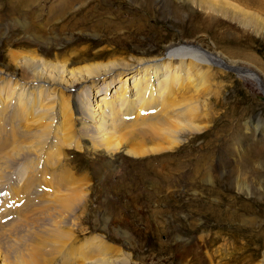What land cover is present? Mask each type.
<instances>
[{
    "label": "rangeland",
    "instance_id": "374dc122",
    "mask_svg": "<svg viewBox=\"0 0 264 264\" xmlns=\"http://www.w3.org/2000/svg\"><path fill=\"white\" fill-rule=\"evenodd\" d=\"M179 4L0 0V71L16 81L30 75L17 67L13 55L67 64L72 70L113 61L135 64L161 57L178 44L206 50L246 71L238 73L222 62L204 68L197 128L181 134L170 149L140 156L131 154L138 150L132 149L137 138L115 144L108 153L77 126L83 105L117 88V79L105 87L103 77L92 89L80 83L71 92L59 90L55 99L44 101L55 112L44 151L4 167V153L22 129L17 120L22 109L13 102L3 109L10 87L5 82L0 97V255L13 258L23 251V256L34 247L40 264H66L69 257L85 263L104 258L123 264H264V157L257 153L264 148V134L258 132L264 123V89L257 80L264 82V28L260 34L230 18L211 20L191 2L177 12ZM262 10L258 13L264 17ZM186 86L181 75L176 97L166 103L183 102ZM136 119L142 118L130 121ZM150 121L152 114H147L138 127ZM59 125L69 129L70 137H55ZM153 146L158 148H141ZM77 189L82 199L75 208L49 219L57 207L53 202ZM41 212L46 213L43 221ZM17 223L20 232L14 230ZM55 230L65 232V242L48 247L44 239H54Z\"/></svg>",
    "mask_w": 264,
    "mask_h": 264
},
{
    "label": "bare ground",
    "instance_id": "6f19581e",
    "mask_svg": "<svg viewBox=\"0 0 264 264\" xmlns=\"http://www.w3.org/2000/svg\"><path fill=\"white\" fill-rule=\"evenodd\" d=\"M235 1L242 5L236 7L225 0H177L181 4L174 8L179 12L183 8H187L188 2H191L193 6H196V9L205 12L211 20L215 19L216 16L230 18L240 22L244 28L256 29L255 32L261 34L264 28V17L258 12L263 11L264 0ZM170 4L173 5L172 2ZM247 8L255 9L258 12L257 14L255 11L254 13L253 11L249 12L245 10ZM166 51L161 57L137 60L135 64L113 61L106 64H91L72 70L68 69L69 65L67 64H52L30 57H20V59L18 56L13 55L11 58L15 60L17 67L22 68L24 74L28 72L30 77L22 81H16V78H13L12 75L0 71V97L4 87L3 84L5 82L10 84L3 109L4 111L7 110L11 102L18 107V111L22 109L21 115L19 113L16 117L23 129L22 131L18 127L21 131L16 133L15 144L11 143L12 147L7 148L4 153V167L18 161L21 157H27L32 153L39 154L44 151L47 139L52 133V128H54L51 123L54 121L53 115H55L54 107L47 106L45 100L55 99L53 93L57 94L59 90L71 92L74 86L80 83L91 84L88 88L92 89L93 83L103 77H105L103 87L110 84L109 80L117 79L120 84L117 88L113 86L110 89L111 91L106 90L104 95L99 97L97 103L90 101L83 105V111L77 118V126L81 134L94 138L97 141L94 143L98 145L97 148L100 147L108 153L114 150L115 144H125L124 142L128 139L137 138L132 143L135 144L132 149H138L131 151L134 156L164 151L177 145L181 134L192 132L197 128L194 119L199 113L197 99L202 96L201 89H203L202 85L205 84L204 80L206 79L207 72L204 68L222 62L225 68L238 73L246 71L230 67L218 56L216 57L215 54L206 50L203 51L198 47L179 46L178 44L168 46ZM177 66L180 68H177ZM181 75L184 78V83L187 84V95L181 97L183 102L179 104H168L166 103L168 98L177 95L176 85L180 81ZM249 75L252 74L249 73ZM122 76L124 78H120ZM257 80L260 81V87L264 89V82L261 78L258 77ZM49 89L50 91H48ZM52 102L54 103V101ZM166 108H170V111L163 116L160 111ZM2 111L0 110L1 113ZM59 111L62 110L59 109ZM147 114H152V121L139 128L138 126L145 120ZM133 116L142 119L131 122L130 119ZM128 124H131L133 128L124 131ZM263 128L264 123H261L258 132L264 134ZM61 129V125H59L54 133L55 137H70V134L66 132L69 129L65 128L64 131ZM27 142L30 143L26 146ZM143 144L157 145L158 148L154 146V148H141ZM257 153L258 158L264 157V148ZM253 157L256 158V154ZM81 199L82 191L80 192L78 189L73 190L72 194H66V197L58 198L53 202L57 207L51 209L50 213L52 212V214L49 213V219L61 218L63 213L73 209ZM39 214L41 215L39 220L43 221L46 213L41 212ZM20 226L19 224L16 225L15 232H20ZM55 231L56 237L54 239H48L44 236V240L50 242L48 247L57 244L58 241L65 242V232ZM43 246L45 245L43 244ZM38 250L39 248L32 247L25 254L22 253L23 256H20L23 251L20 253L16 251L20 255H14V262L10 261L13 258H9L10 256L8 257L7 254L0 255V264H40L37 256ZM94 251L97 252V249L95 248ZM83 262H80V260L78 262L76 258L69 257V262L66 264H83ZM84 264L123 263L97 258L95 261L84 262Z\"/></svg>",
    "mask_w": 264,
    "mask_h": 264
}]
</instances>
